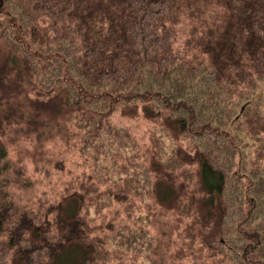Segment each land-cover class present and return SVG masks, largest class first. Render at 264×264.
Wrapping results in <instances>:
<instances>
[{"label":"trees","instance_id":"obj_1","mask_svg":"<svg viewBox=\"0 0 264 264\" xmlns=\"http://www.w3.org/2000/svg\"><path fill=\"white\" fill-rule=\"evenodd\" d=\"M65 259L264 264V0H0V264Z\"/></svg>","mask_w":264,"mask_h":264},{"label":"rangeland","instance_id":"obj_2","mask_svg":"<svg viewBox=\"0 0 264 264\" xmlns=\"http://www.w3.org/2000/svg\"><path fill=\"white\" fill-rule=\"evenodd\" d=\"M145 126H146V124L144 121H141L140 124L137 123L133 126L134 132L137 133V135H138L137 138L141 143L145 142L147 137H148V135H146ZM27 157H28V155H27ZM26 164L28 166V164H29L28 160L26 161ZM29 170L30 171L32 170L31 165H29ZM66 180H68V173L66 171L65 172L57 171L52 176L51 180L47 184L39 185V186L35 187L33 190L34 191H41L43 189H49L50 192H52L53 190L58 191V189L62 186L63 181H66ZM161 192H162V194H164V196H168V194H169V191L166 188V186H161ZM158 228H159L158 223L152 225L151 226V232L153 234H155L156 232L158 233ZM68 263L69 264L72 263V260L71 259H65L62 262V264H68Z\"/></svg>","mask_w":264,"mask_h":264}]
</instances>
